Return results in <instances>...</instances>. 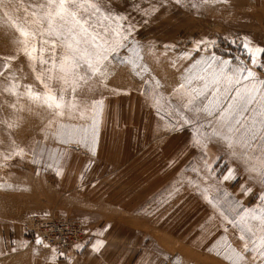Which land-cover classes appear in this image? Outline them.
I'll return each instance as SVG.
<instances>
[{"label":"rangeland","instance_id":"374dc122","mask_svg":"<svg viewBox=\"0 0 264 264\" xmlns=\"http://www.w3.org/2000/svg\"><path fill=\"white\" fill-rule=\"evenodd\" d=\"M106 3L125 17L119 23L128 38L102 73L79 81L75 101L65 94L74 108L54 118L26 97L17 103L0 93V254L13 251L16 235L40 264H260L244 251L240 236L248 234L229 221L264 209V183L223 141L206 139L210 118L184 105L209 64L228 75L246 66L264 79L244 48H264V0ZM19 39L0 13V70L15 73L17 91L32 85L42 92L18 54ZM213 56L230 63L219 65ZM6 57H15L9 69H3ZM11 82L0 77V84ZM13 103L16 109L8 107ZM8 122L16 126L9 129ZM59 125L72 131L64 135ZM206 160L213 175L203 167ZM229 169L236 179L226 181ZM40 216L38 227L67 223L72 237L47 248L37 244L29 225ZM97 241L102 246L94 251ZM228 246L243 259H226Z\"/></svg>","mask_w":264,"mask_h":264},{"label":"snow or ice","instance_id":"6c2138e0","mask_svg":"<svg viewBox=\"0 0 264 264\" xmlns=\"http://www.w3.org/2000/svg\"><path fill=\"white\" fill-rule=\"evenodd\" d=\"M0 13L18 31V54L26 57L28 66L43 87L41 92L32 85H24V91L19 92L17 89L20 85L16 82L15 73L5 76L4 71L0 70V77L12 81L0 84V93L15 96L17 103L21 97H26L30 105L50 111L54 118L64 116L65 109L75 107L74 103L65 102V94L70 91L75 101L79 81L86 82L97 73H102L105 61L114 57L118 49L124 46L122 41L128 38L121 34L122 25L119 23L125 17L113 15L106 0H0ZM124 31H131V25ZM244 48L253 67L264 70L261 60L264 48H253L248 44ZM12 59L15 57L4 58L3 69L10 68ZM211 59L222 66L230 63L215 56ZM205 71L206 75L195 77L203 82L202 86L187 91L189 99L184 107L210 118L208 124L212 131L205 138L223 141L231 157L243 161L245 170L257 173L261 183H264V79L257 77L256 72L246 66H241L232 75L225 74L223 67L216 71L213 64H209ZM70 83L72 87L69 89L66 85ZM186 83L190 85L192 80L188 79ZM55 84H59L58 91L53 87ZM185 87V83H182L179 89ZM3 107L4 102H0V109ZM8 107L16 109L17 105L13 103ZM24 110L23 107L19 109ZM27 110L31 112L32 108ZM185 123L189 121L185 120ZM15 126L14 122L7 123L9 129ZM58 128L64 135L72 131L65 125ZM197 143L202 141L198 140ZM22 152L23 149H20L12 154L20 155ZM10 158L11 155L4 156L5 160ZM203 167L209 175L214 174L215 170L207 160ZM233 172V169H229L223 179H236ZM205 199L208 197L205 196ZM260 199L264 201V194ZM209 203L213 201L209 200ZM250 221L257 223L251 224ZM229 222L248 234L240 236L245 241L244 251H252L254 258L264 264V209L259 214L255 210L246 211L239 219ZM36 243L41 244L42 241L38 238ZM101 246L102 243L97 241L93 250L99 251ZM228 248L232 255L226 256V259H243L231 246Z\"/></svg>","mask_w":264,"mask_h":264},{"label":"built area","instance_id":"2783aa9c","mask_svg":"<svg viewBox=\"0 0 264 264\" xmlns=\"http://www.w3.org/2000/svg\"><path fill=\"white\" fill-rule=\"evenodd\" d=\"M32 218L33 217L30 218L31 225H29V229L33 231L32 239L36 241L39 238L42 241V243L39 245L44 248L61 244V241L58 240V238L68 241L72 237L71 233L69 232L72 230L71 225L67 223L61 225L55 222H50L46 225H41L38 227V220H42L43 218L41 216L34 217L33 219ZM77 235L79 234H77L75 231L73 237Z\"/></svg>","mask_w":264,"mask_h":264},{"label":"crops","instance_id":"0c3cea01","mask_svg":"<svg viewBox=\"0 0 264 264\" xmlns=\"http://www.w3.org/2000/svg\"><path fill=\"white\" fill-rule=\"evenodd\" d=\"M13 240V251L0 254V264H40L38 259H34L33 247L30 244H24L22 236L19 238L15 235Z\"/></svg>","mask_w":264,"mask_h":264}]
</instances>
